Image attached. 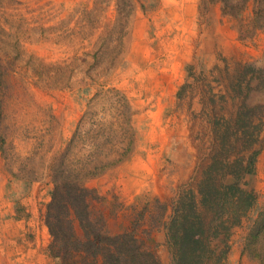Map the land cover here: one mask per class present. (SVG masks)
Instances as JSON below:
<instances>
[{
  "label": "rangeland",
  "instance_id": "obj_1",
  "mask_svg": "<svg viewBox=\"0 0 264 264\" xmlns=\"http://www.w3.org/2000/svg\"><path fill=\"white\" fill-rule=\"evenodd\" d=\"M221 1L0 0V264H57L49 168L75 131L80 146L130 149L86 184L114 231L125 221L111 218L115 205L170 204L194 187L226 132L237 142L221 161L260 151L249 183L264 204V31L239 35L252 2L225 15ZM244 235L235 230L228 264L264 260V233L250 253ZM154 241L168 264L163 230Z\"/></svg>",
  "mask_w": 264,
  "mask_h": 264
},
{
  "label": "trees",
  "instance_id": "obj_2",
  "mask_svg": "<svg viewBox=\"0 0 264 264\" xmlns=\"http://www.w3.org/2000/svg\"><path fill=\"white\" fill-rule=\"evenodd\" d=\"M226 1H221L225 15H232L233 10L240 15L252 2L250 20L239 28V35L264 31V0H238L235 5ZM1 76L0 68V96ZM233 135L223 134L222 148L232 140L237 142ZM2 143L0 136V148ZM88 143L78 145L75 131L49 168L52 189L44 215L50 237L46 254L57 264H163L154 241L160 230L169 250L168 264H228L236 229L245 231L243 252L254 251L251 241L264 233V204H259L249 183L259 150L229 163L220 160L222 152H227L221 148V155L213 158L197 184L179 191L170 204L139 196L126 213L115 205L111 218L125 221L114 231L100 209L103 198L86 184L125 160L130 149L120 154L104 151L95 141Z\"/></svg>",
  "mask_w": 264,
  "mask_h": 264
},
{
  "label": "crops",
  "instance_id": "obj_3",
  "mask_svg": "<svg viewBox=\"0 0 264 264\" xmlns=\"http://www.w3.org/2000/svg\"><path fill=\"white\" fill-rule=\"evenodd\" d=\"M33 252H34V250H33ZM7 255H8V259H7V261H8V263H11V261H10V257H9V253L7 252Z\"/></svg>",
  "mask_w": 264,
  "mask_h": 264
}]
</instances>
